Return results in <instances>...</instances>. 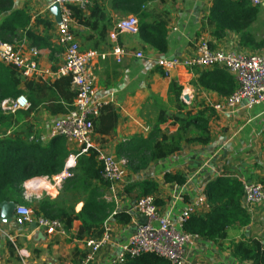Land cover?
I'll use <instances>...</instances> for the list:
<instances>
[{
  "label": "crops",
  "instance_id": "crops-1",
  "mask_svg": "<svg viewBox=\"0 0 264 264\" xmlns=\"http://www.w3.org/2000/svg\"><path fill=\"white\" fill-rule=\"evenodd\" d=\"M85 1L88 2V6L82 11L89 24L80 25L73 22L72 33L82 52L92 50L106 55L103 60L97 58L85 67V78L91 83L95 98L105 102L99 116L94 119L91 142L93 149L116 160L124 159L126 162L123 157L125 153L137 150L139 139L148 137L160 110H164L168 115L186 113L178 110L173 93H169L170 83L181 88V104L185 106V111L192 113L205 106L213 109L226 98H221L215 92L199 86V79L211 77L213 69L190 71L178 67L164 76L156 65L159 58L191 56L200 41H206L212 49L238 53L253 52L239 46L238 34L225 32L220 38L212 34L213 28L207 26L205 19L213 0H178L174 5L159 7L160 10L163 8L167 10L169 14L166 52L160 54L151 48L140 39L137 31L133 34H120L117 37V44L125 54L121 62L117 63L109 54L113 46L109 33L117 21L132 14L129 15L121 7L120 0ZM50 2L51 0H13V10L23 11L30 19L27 29L37 35L47 36L54 49L52 53L48 49H37L39 51L37 63L42 75L26 78L36 83L42 81L52 83L59 78L53 73L63 60V48L57 44L58 15L55 9L49 7ZM261 7L264 9V4L258 7L252 20V23L256 22L257 30L259 29L258 33L252 34L256 41L262 39L264 35V27L261 26L264 24V10L260 12ZM94 8V15L91 17ZM159 9L156 8V11H160ZM37 18L48 26L41 22L36 25ZM2 19L3 16H0V22ZM24 40L23 38L22 44L25 48H33ZM136 53H141L142 57L137 58ZM45 71H49L50 74H44ZM70 87L74 91L72 85ZM18 89L27 94L23 83L19 84ZM24 94L22 96L26 97ZM66 114L52 115L42 104L29 115L20 118L15 127L7 130L6 135L28 128L31 135H38L41 141L46 143L52 139L50 135L52 124ZM160 128L167 130L169 134H174L178 126L170 124L168 120ZM208 128L211 135L208 144L183 142L179 152L149 165L138 175H130L124 165L126 177L116 186L114 194L107 185L98 184L102 199L114 203V213L125 212L131 216V220L128 224L118 223L112 217L107 220L110 240L100 249L92 264H110L119 246L126 242L133 233L135 224L141 220L133 212L136 194L133 191L125 193V187L130 188V185L142 180L155 182L158 187L153 198L158 201L160 213L176 218L203 193L205 185L217 177L259 183L264 177L262 152L264 101L249 110L243 107L236 108L232 112L214 110ZM65 143L69 152L66 162L72 165L74 161L75 164V159L69 158L77 155L79 148L75 144H68L66 141ZM165 173H179L185 181L182 185L165 183L163 180ZM33 180L35 184L41 181L49 186V190L53 189L44 179ZM37 186L41 188L38 184ZM43 196L49 197L41 189L24 191L23 206L34 210V201ZM49 199L56 201L60 207L72 208L75 214H78L83 206L82 200L73 203L71 197L61 195L60 191ZM207 211V209L202 210L200 214ZM249 215L250 224L230 230L229 238L222 247L200 238L193 247L186 250V262L249 264L238 262L228 246L229 240L238 242L243 238L264 236V208L254 207ZM31 224L22 227L0 224L4 234L0 233V264H80L84 256V246L83 241L74 238L80 226L78 221L73 222L70 231L63 230V234L53 235H46L36 226L33 229ZM39 232L43 236L41 239L37 238Z\"/></svg>",
  "mask_w": 264,
  "mask_h": 264
},
{
  "label": "trees",
  "instance_id": "trees-1",
  "mask_svg": "<svg viewBox=\"0 0 264 264\" xmlns=\"http://www.w3.org/2000/svg\"><path fill=\"white\" fill-rule=\"evenodd\" d=\"M177 1L120 0L121 7L138 20L137 32L140 39L160 54H164L167 49L169 14L167 10L164 8L160 10L159 7L174 5ZM155 7L160 11H156ZM94 10L95 8L91 17L94 15ZM257 10L258 7L252 6L246 0H213L205 20L207 26L213 28L212 34L217 38L225 32L238 34L239 46L242 49L264 52V35L262 39L256 41L250 32ZM70 11L74 22L80 25L89 24L81 9L70 7ZM0 16H3L0 22V42H17L19 46L24 38L29 47L53 52L54 49L47 36L37 35L27 29L30 19L23 11L13 10V0H0ZM40 22L48 26L39 18L35 20L36 25ZM21 83L27 91L26 95L18 89ZM70 86V77H59L52 83L48 81L36 83L30 79H23L15 66L0 63V104L23 94L29 103L26 110L14 113L3 111L0 106V203L12 202L15 206L25 204L23 199L25 183L27 186V183L33 179L51 178L63 170L69 157L63 137L55 136L44 143L38 135H31L28 128L11 132L8 136L6 132L9 128L15 127L20 118L29 115L42 104L52 115L68 113L76 97V92L72 91ZM199 86L215 92L221 98L228 97L236 89L232 76L218 68L213 69L211 77L200 78ZM180 92V87L170 83L169 93H173L178 110L186 113L168 115L164 110H160L148 137L139 139L137 150L127 151L123 156L126 159L125 168L130 175H138L149 165L171 157L181 150L183 142L201 145L210 142L208 122L214 115V110L205 106L195 113L185 111V106L181 104ZM168 120L170 124L178 126L174 134H169L167 130L160 128ZM262 152L264 153V144ZM71 172L72 176L63 183L60 194L71 197L73 203L82 200L81 211L75 214L72 208L60 207L56 201L43 196L34 201L35 217L41 215L48 219L60 220L64 231H70L73 222L78 221L80 226L74 236L77 241L99 239L104 233L105 223L111 217L121 224L130 222L129 214L113 213L114 203L107 202L101 197L98 184L107 185V183L102 179L101 166L94 149H88L86 153L78 155ZM163 180L165 183L176 185H182L185 181L179 173H165ZM259 183L264 188V177ZM33 184L37 186L34 180ZM157 187L158 185L151 180H142L130 185V188L125 187L124 192H135L138 200L141 197H153ZM203 194L207 199L208 211L190 216L183 223L182 229L185 233L212 241L222 247L229 238L230 230L246 227L251 221L249 213L242 208L241 182L217 177L205 185ZM154 203L158 205L155 199ZM262 207L264 208V203ZM263 237L243 238L238 242L229 240L228 246L232 256L241 263L264 264ZM124 264H169V262L154 253H144L127 259Z\"/></svg>",
  "mask_w": 264,
  "mask_h": 264
},
{
  "label": "built area",
  "instance_id": "built-area-1",
  "mask_svg": "<svg viewBox=\"0 0 264 264\" xmlns=\"http://www.w3.org/2000/svg\"><path fill=\"white\" fill-rule=\"evenodd\" d=\"M246 1L254 7L264 4V0ZM86 6H88V2L85 0H51L49 5L59 11L56 30L57 44L63 48L62 63L53 75L55 77H70L71 85L76 92L71 110L52 124L50 135L52 137L61 136L68 144L78 146L79 153L69 159H76L78 155L86 153L88 149H93L91 142L93 121L99 116L105 103L95 98L93 87L85 78V67L97 58L103 60L106 55L92 50L82 52L71 30L74 21L70 7L85 10ZM137 28L138 20L129 16L117 21L109 33V39L113 44L109 54L115 58L117 63L121 62L125 54V51L117 44V37L120 34H133ZM135 56L142 57L141 53H136ZM38 57L39 51L36 48H25L23 44L18 46L0 42V63L15 66L22 78L42 75V71L38 68ZM156 65L164 76L178 67L190 71L214 68L225 70L234 79L236 89L222 103L214 106V110L232 112L239 107L249 110L264 101V53L244 54L212 49L206 41H200L196 45L193 55L159 58ZM44 74H50V72L45 71ZM0 106L3 111L14 113L26 110L29 103L24 96L20 95L15 99L3 101ZM94 150L101 166L102 179L114 194L116 186L122 183L126 177L125 160H116L99 150ZM73 166L74 161L72 165H68L66 162L59 174L51 178H37L44 179L53 188L50 190L41 188V190L49 197L56 196L63 183L72 176L71 168ZM240 182L243 189L242 208L249 213L254 207L262 206L264 203L262 185L245 180ZM24 191H28L26 183ZM205 209L208 210V206L203 193L182 210L176 218H172L169 214H161L153 197L139 198L133 204V212L141 220L135 224L134 231L126 242L119 246L110 264H124L127 259L144 253H154L166 259L169 264H199L197 262L187 263L185 253L200 238L185 233L182 225L190 216L199 215ZM12 220V224L17 227L34 223L37 229L42 230L46 235L63 234L64 230L60 220L48 219L41 215L34 218L33 210L23 205L15 206ZM0 233L3 234L1 227ZM109 240V228L106 222L104 233L99 239L83 241L84 256L80 264H92L100 249L107 245Z\"/></svg>",
  "mask_w": 264,
  "mask_h": 264
},
{
  "label": "water",
  "instance_id": "water-1",
  "mask_svg": "<svg viewBox=\"0 0 264 264\" xmlns=\"http://www.w3.org/2000/svg\"><path fill=\"white\" fill-rule=\"evenodd\" d=\"M55 9L57 12V15H59V11L57 8H52ZM15 208V204L12 202H2L0 203V224L2 225H8V224H12V215H13V211ZM31 227L34 229L35 228V224L32 223ZM43 236L42 234L39 232L37 233V238L41 239ZM262 244L264 245V241L262 242Z\"/></svg>",
  "mask_w": 264,
  "mask_h": 264
},
{
  "label": "rangeland",
  "instance_id": "rangeland-1",
  "mask_svg": "<svg viewBox=\"0 0 264 264\" xmlns=\"http://www.w3.org/2000/svg\"><path fill=\"white\" fill-rule=\"evenodd\" d=\"M262 8V7H261ZM262 10H264L263 8L262 9H260V12H263ZM129 15H131V14H129ZM133 16V15H132ZM134 17V16H133ZM261 26H263L264 27V24L263 25H261ZM257 24H256V22H254V23H252L251 24V26H250V32L252 33V34H256V33H258L259 32V29L257 30ZM255 53H264L263 51H260V50H257V51H253V52H251V53H244V54H255ZM43 184H45L44 182H42ZM45 186L47 187V189H49V186L47 185V184H45ZM39 189V188H38ZM53 191V190H52ZM52 191H50V192H52Z\"/></svg>",
  "mask_w": 264,
  "mask_h": 264
},
{
  "label": "bare ground",
  "instance_id": "bare-ground-1",
  "mask_svg": "<svg viewBox=\"0 0 264 264\" xmlns=\"http://www.w3.org/2000/svg\"><path fill=\"white\" fill-rule=\"evenodd\" d=\"M32 183V181L30 182H28V184H27V188H28V190H34V189H38V187L36 186V185H34V184H31ZM37 184L41 187V188H46L43 184H42V182L40 181H37ZM41 188H39V189H41Z\"/></svg>",
  "mask_w": 264,
  "mask_h": 264
}]
</instances>
